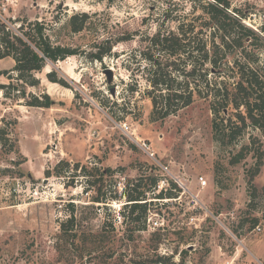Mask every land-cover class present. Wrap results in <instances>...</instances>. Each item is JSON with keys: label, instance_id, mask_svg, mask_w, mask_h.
Segmentation results:
<instances>
[{"label": "rangeland", "instance_id": "rangeland-1", "mask_svg": "<svg viewBox=\"0 0 264 264\" xmlns=\"http://www.w3.org/2000/svg\"><path fill=\"white\" fill-rule=\"evenodd\" d=\"M229 2L230 14L237 10L256 35L238 66L257 60L264 76V0ZM204 10L200 0H8L6 12L0 7L17 34L39 23L53 47L77 52L47 61L36 87L27 74L19 79L13 59L0 60V264H264V166L250 182L264 133L248 124L223 145L213 130L214 119L236 125V113L245 114L231 101L233 59L220 57L221 72L208 76L211 89L230 94L226 116L222 108L213 113L216 99L198 83L190 107L153 119L143 39L180 25L201 35ZM83 15L87 22L74 32L71 17ZM101 47L112 48L102 62L90 57ZM51 72L68 88L51 83ZM46 96L49 109L30 106ZM62 163L68 168L57 171ZM126 192L145 194L134 222L121 214Z\"/></svg>", "mask_w": 264, "mask_h": 264}, {"label": "trees", "instance_id": "trees-1", "mask_svg": "<svg viewBox=\"0 0 264 264\" xmlns=\"http://www.w3.org/2000/svg\"><path fill=\"white\" fill-rule=\"evenodd\" d=\"M200 1L205 6L203 13L208 16L203 25L205 33L200 31L201 35L197 33L194 36L192 35L193 30L187 32L184 30V25H180L177 32L164 34L160 31L143 39L147 46L140 55L151 65L148 80L153 88L149 93L153 105V119L164 121L166 118L177 115L180 111L190 107L193 104L194 91L201 95L200 90H198V83L203 84L205 88H209L208 93L211 91L216 99L217 102H214L212 108L213 113L220 111V108H222V112L226 116L227 110L225 109L228 108L230 94L214 88L215 86L211 89L212 84L208 80V76L211 72H221V69L218 68L220 57L226 63H230L228 60L233 59L238 71L231 101L237 111L243 107L245 114L236 113V125H232L230 120L227 126H225L224 121L220 123L215 119L213 121L216 140L223 145L233 144L244 134L248 124L264 133V76H260L258 73L259 68L255 66L257 60L252 62V65L242 64L241 67L238 66L239 63L241 64L238 55L247 57L244 47L255 39L256 35L241 24L237 10L234 11L235 15L230 14L231 4L229 0ZM78 17H71L69 22L74 32L81 31L88 20L87 15H83V19L80 21H77ZM209 30H217L221 34L218 37L219 42L216 41L215 35L208 37L207 32ZM19 32L17 34L12 31L10 26L0 19V60L13 59L15 62L14 71L19 73V79H24L27 74L29 77L28 83L33 87L40 84V81L34 77L35 73L42 72L47 61L58 64L77 54L76 51L63 47H53L48 39L49 37L44 32V27L39 23L30 24L28 28L23 25L19 28ZM210 45L211 49L208 48ZM237 49L241 52H237ZM110 55H112L111 47H101L96 54H92L90 57L102 62L105 57ZM199 63H201L200 66ZM47 78L51 83L68 88L65 82L57 79L56 72L49 73ZM45 98L47 100L45 103L37 100L30 106L49 109L51 106L50 98L49 96ZM248 149H242L232 159L231 164H239L245 157L244 151ZM257 152L256 157L259 158L260 162L257 164L250 182H253L260 175L264 166V148L262 144L258 145ZM68 166V163H62L57 167V171L64 167L68 168ZM46 175L50 177L51 174L47 171ZM166 195L173 198L174 194L170 192ZM126 196L128 197V204L124 205L121 214L124 218L134 222L138 219L134 218L135 214L145 212L146 203H141L145 200V194L142 192L135 194L126 192ZM99 199V196H95L94 202L99 203ZM73 206L74 204H70V207ZM72 221L69 222L72 223ZM255 221L257 222V220ZM66 227L65 224L62 225L65 232L67 231ZM159 262L167 264L163 259H159Z\"/></svg>", "mask_w": 264, "mask_h": 264}, {"label": "built area", "instance_id": "built-area-1", "mask_svg": "<svg viewBox=\"0 0 264 264\" xmlns=\"http://www.w3.org/2000/svg\"><path fill=\"white\" fill-rule=\"evenodd\" d=\"M7 2H8V0H0V7H2L3 11H5V12L7 11ZM123 127H124V130H126V131L129 130V127L126 124ZM140 147L147 153L150 151V147H149V145L146 142L141 143ZM256 229H257L258 232L262 231L260 226H257Z\"/></svg>", "mask_w": 264, "mask_h": 264}, {"label": "water", "instance_id": "water-1", "mask_svg": "<svg viewBox=\"0 0 264 264\" xmlns=\"http://www.w3.org/2000/svg\"><path fill=\"white\" fill-rule=\"evenodd\" d=\"M248 41H249V40H248ZM105 74H106V76H107L108 82L111 83V82L113 81V79H114L113 71H112L111 69H107V70H105ZM111 92H112V93H115V89L112 88V89H111Z\"/></svg>", "mask_w": 264, "mask_h": 264}, {"label": "crops", "instance_id": "crops-1", "mask_svg": "<svg viewBox=\"0 0 264 264\" xmlns=\"http://www.w3.org/2000/svg\"><path fill=\"white\" fill-rule=\"evenodd\" d=\"M245 247V246H244ZM246 249V248H245ZM250 252V251H249ZM253 256V255H252ZM254 257V256H253Z\"/></svg>", "mask_w": 264, "mask_h": 264}]
</instances>
